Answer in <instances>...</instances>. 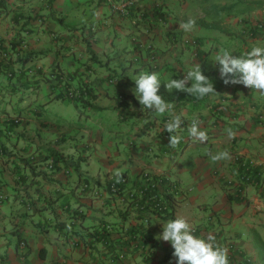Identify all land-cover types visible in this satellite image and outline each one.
<instances>
[{
    "label": "crops",
    "instance_id": "obj_1",
    "mask_svg": "<svg viewBox=\"0 0 264 264\" xmlns=\"http://www.w3.org/2000/svg\"><path fill=\"white\" fill-rule=\"evenodd\" d=\"M118 3L0 0V43L30 56L13 80L0 71V264H176L157 237L178 216L229 264H264V92L228 83L189 102L163 81L196 63L224 80L212 59L264 44V0H139L128 15ZM139 71L158 73L182 114L175 146L170 117L133 93ZM193 120L204 142L189 135ZM145 172L177 184L171 216L131 205ZM123 177L122 194L107 189Z\"/></svg>",
    "mask_w": 264,
    "mask_h": 264
},
{
    "label": "clouds",
    "instance_id": "obj_2",
    "mask_svg": "<svg viewBox=\"0 0 264 264\" xmlns=\"http://www.w3.org/2000/svg\"><path fill=\"white\" fill-rule=\"evenodd\" d=\"M193 24L194 21L189 20L181 27L185 31H190ZM212 60L219 65L220 75L225 84L239 83L264 92V44L255 43L249 51L243 52L240 56L222 48ZM185 73L183 78H173L172 74L163 80L169 92L175 89L203 98L216 91L214 84L210 82L212 80L204 74L200 64L196 63L188 67ZM132 79L135 83L133 93L139 104L143 106V110H151L158 116L170 117L164 130L171 133L169 143L175 146L178 138L172 133L181 127L183 117L182 114L175 113L174 103L160 92L162 80L159 74L139 71L132 76ZM188 132L194 140L204 142L207 139L206 132L200 128L196 120L192 121ZM222 155L227 157L228 153ZM211 158L216 160L218 157L213 155ZM162 224L163 230L157 238L171 243L176 264H229L227 250L216 246L211 236L208 238L196 236L186 218L178 216Z\"/></svg>",
    "mask_w": 264,
    "mask_h": 264
},
{
    "label": "built area",
    "instance_id": "obj_3",
    "mask_svg": "<svg viewBox=\"0 0 264 264\" xmlns=\"http://www.w3.org/2000/svg\"><path fill=\"white\" fill-rule=\"evenodd\" d=\"M138 2L139 0H119V3L115 5L114 9L122 14L128 15L131 8ZM159 20L164 21V18L161 17ZM256 26L258 30L264 31L263 23H259ZM13 51V45L0 43V63L13 62L15 60ZM9 74L11 75V73ZM51 166H53V163ZM126 182V177H123L120 181H112L107 189L115 194H122L123 184ZM164 188H168V190H164ZM178 193L179 189L176 183L165 182L163 179L156 178L150 173L145 172L134 183L132 189L128 192V196L131 205L139 216L145 212L166 216L173 211L169 197Z\"/></svg>",
    "mask_w": 264,
    "mask_h": 264
},
{
    "label": "trees",
    "instance_id": "obj_4",
    "mask_svg": "<svg viewBox=\"0 0 264 264\" xmlns=\"http://www.w3.org/2000/svg\"><path fill=\"white\" fill-rule=\"evenodd\" d=\"M13 46H14V50L16 49V47H18V46H16V44H14ZM29 60H30V56L29 55L28 56H25L24 54L23 55L22 54H19L18 55V59H15L13 62L9 61V62H5V63H0V71L3 72L4 74L8 75V78L11 81V80L14 79V76H15V70L13 68L14 63L15 62H18V63H22V62L23 63H26ZM33 72L34 71H32V72H30V71L28 72L27 71L24 76L23 75L22 76H19V82H21V81L23 82L24 79L29 78ZM35 72H37V71H35ZM9 73H11V75ZM205 75L208 76L210 80H212L210 82L214 84V87H215V90L216 91H214L213 93H211V94H209V95H207V96H205L203 98H197V97H195V96H193V95H191L190 93L187 92V96H188L187 97V100L189 102H199V101H203L207 97L219 93L223 89L222 87L226 86V84L224 83V80H222L220 78L219 79L218 78H212L209 74H205ZM54 79H57V78H54ZM61 82L62 81L60 80V83ZM190 83L191 82H189V84ZM161 86H164V85L161 84ZM160 92L163 93L162 90H160ZM60 97H63L64 99H66V96H64V95L63 96H60ZM53 166H54V163H53ZM171 204H172V209H174V205H173L172 202H171ZM172 214H173V211L170 212L169 214H167L165 217H169Z\"/></svg>",
    "mask_w": 264,
    "mask_h": 264
},
{
    "label": "rangeland",
    "instance_id": "obj_5",
    "mask_svg": "<svg viewBox=\"0 0 264 264\" xmlns=\"http://www.w3.org/2000/svg\"><path fill=\"white\" fill-rule=\"evenodd\" d=\"M68 106H69V107H68V108H69V112H71V111L74 112V111H75V107H73L71 104H69ZM80 107H81V106H80ZM83 111H84V110H80L79 112H83ZM47 114H50V111H48ZM77 118H78V117H77Z\"/></svg>",
    "mask_w": 264,
    "mask_h": 264
}]
</instances>
